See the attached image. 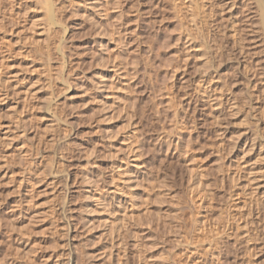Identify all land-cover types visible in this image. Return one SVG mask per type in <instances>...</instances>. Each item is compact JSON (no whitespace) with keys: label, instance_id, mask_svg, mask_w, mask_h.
<instances>
[{"label":"rangeland","instance_id":"1","mask_svg":"<svg viewBox=\"0 0 264 264\" xmlns=\"http://www.w3.org/2000/svg\"><path fill=\"white\" fill-rule=\"evenodd\" d=\"M50 2L0 0V264H264V0Z\"/></svg>","mask_w":264,"mask_h":264},{"label":"bare ground","instance_id":"2","mask_svg":"<svg viewBox=\"0 0 264 264\" xmlns=\"http://www.w3.org/2000/svg\"><path fill=\"white\" fill-rule=\"evenodd\" d=\"M45 1H47V0H45ZM44 3H45V2H44ZM48 3H49V4H48ZM48 3H47V4H48V7L45 5V6L47 7V8H46V7H45V8H46V9L48 10V12H49V17H52V18H53V16L51 15V13H52L51 9H52L53 7L51 8L52 4H51V6H50V3H51L50 0H48ZM48 12H47V13H48ZM50 15H51V16H50ZM180 15H181V14H180ZM52 18H51V21H52ZM113 215H114V214H113ZM122 220H123V219H122ZM85 222H86V221H85ZM114 222H115V221H114ZM105 223H106V222H105ZM111 223H112V222H111ZM92 224H93V223H92ZM86 225H87V223H86ZM86 225H85V226H86ZM90 225H91V224H90ZM114 226H115V223H114ZM121 226H122V225H121ZM87 227H88V226H87ZM106 228H107V227H106ZM113 228H114V227H113ZM85 229H86V228H85ZM88 229H89V227H88ZM115 229H116V228H115ZM120 229H121V228H120ZM111 230H113V229H111ZM117 230H119V229H117ZM86 231H87V230H86ZM90 231H91V230H90ZM119 231H120V230H119ZM111 232H112V231H111ZM111 232H109V233H111ZM118 233L121 234L120 232H118ZM122 234H123V233H122ZM122 234H121V235H122ZM106 235H107V234H106ZM98 236H99V235H98ZM111 236H113V232H112V235H111ZM102 239H103V238H102ZM106 239H107V237H106ZM110 239H111V237H110ZM89 240H90V239H89ZM112 241H113V240H112ZM119 244H120V243H119ZM117 245H118V244H117ZM121 246H122V245H121ZM87 248H88V247H87ZM106 248H107V247H106ZM83 249H84V248H83ZM109 249H110V248H109ZM110 251H111V250H110ZM84 252H85V251H84ZM117 252H118V251H117ZM77 253H78V252H77ZM103 253H104V252H103ZM85 254H89V253H85ZM90 254H91V253H90ZM81 255H82V254H81ZM83 255H84V254H83ZM118 255H119V254H118ZM59 256H61V255H59ZM99 256H100V255H99ZM116 256H117V254H116ZM84 257H85V256H84ZM88 257H89V256H88ZM80 258H81V257H80ZM110 258H111V257H110ZM117 258H118V256H117ZM120 258H121V257H120ZM82 259H83V258H82ZM89 260H91V259L89 258ZM89 260H88V262H89ZM120 260H121V259H118V260H117V261H119L118 264L121 262ZM78 261H79V260H78ZM76 262H77V261H76ZM82 262H83V260H82ZM84 262H85V261H84ZM109 262H110V261H109ZM4 263H5V262H4ZM74 263H75V262H74ZM5 264H6V263H5ZM61 264H62V263H61ZM84 264H85V263H84ZM89 264H90V262H89ZM116 264H117V263H116Z\"/></svg>","mask_w":264,"mask_h":264}]
</instances>
